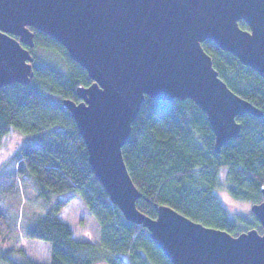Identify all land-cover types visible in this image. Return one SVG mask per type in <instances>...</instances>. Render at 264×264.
Listing matches in <instances>:
<instances>
[{
  "label": "water",
  "instance_id": "95a60500",
  "mask_svg": "<svg viewBox=\"0 0 264 264\" xmlns=\"http://www.w3.org/2000/svg\"><path fill=\"white\" fill-rule=\"evenodd\" d=\"M35 30L62 44L92 80L62 104L124 217L148 228L173 264H264V185L263 200L251 206L261 230L234 235L164 204L150 217L137 207L143 194L123 154L146 97L193 100L217 152L240 136L238 117L264 116L221 78L203 46L213 41L264 78V0H0V88L31 82Z\"/></svg>",
  "mask_w": 264,
  "mask_h": 264
},
{
  "label": "trees",
  "instance_id": "16d2710c",
  "mask_svg": "<svg viewBox=\"0 0 264 264\" xmlns=\"http://www.w3.org/2000/svg\"><path fill=\"white\" fill-rule=\"evenodd\" d=\"M240 26L248 28L244 21ZM35 41L36 47L61 54L63 64L36 62L30 83L0 88V140L11 129L33 135L30 143L13 154L10 164L15 166L5 163L0 170V189L7 174L6 192L17 205L21 184L29 183L48 205L45 213L32 218L26 236L50 244V264H173L154 243L148 228L124 217L91 170L85 141L62 104L65 98L78 100L77 88L92 83L87 71L49 35L35 30ZM203 46L228 86L264 112V78L213 41L206 40ZM238 120L242 123L240 136L217 152L207 115L193 100L146 97L123 147L129 172L143 194L138 209L156 217V204H164L234 235L252 228L261 230L254 214L252 219L233 218L217 194L220 172L225 170L232 196L252 204L263 200L264 116L247 113ZM63 194H68L67 199L51 205L54 195L65 198ZM74 197L81 198L98 221L99 244L76 239L71 226L59 217ZM7 208L0 204L11 234L17 227L18 212L9 215L13 206ZM9 253L0 252V262L40 264L29 258L14 260Z\"/></svg>",
  "mask_w": 264,
  "mask_h": 264
},
{
  "label": "rangeland",
  "instance_id": "374dc122",
  "mask_svg": "<svg viewBox=\"0 0 264 264\" xmlns=\"http://www.w3.org/2000/svg\"><path fill=\"white\" fill-rule=\"evenodd\" d=\"M36 46L35 41V46L29 48L31 54L35 58L34 64L36 62L45 63L48 61L63 64V60L61 59L63 56L61 54H55L54 51H47ZM32 136L33 135L24 134L17 129H11V131L0 140V170L5 168V163L10 166H15L13 163L10 164L13 154L18 147L30 143L33 140ZM220 176L222 178V183H220L217 189V194L228 209L230 215L233 218H237L236 216H238L252 219V202L232 196L228 189L226 171L222 170ZM1 180L3 182V187L0 189V204L5 210L8 209V206H13V208H10L9 215L13 216L18 212V221H16L17 227L14 229V232L10 234L6 226L7 223L3 216V212H0V252L5 250L9 251L10 256L14 260L20 262L29 258L40 264H50V244L26 236V230L32 218L38 214L45 213L48 205L44 204L43 199L38 195L39 191L32 183L25 184L24 186L21 184L23 189L20 195H18L17 205L13 197L6 192L8 183L7 174L3 175ZM61 196H65V198H59L58 195H54L51 205H54L55 202L60 199H67L66 197L68 194H63ZM21 209L24 211L23 215ZM59 217L71 226L76 239L97 244L100 243V225L81 198L74 197L59 212ZM0 264L4 263L0 262Z\"/></svg>",
  "mask_w": 264,
  "mask_h": 264
}]
</instances>
